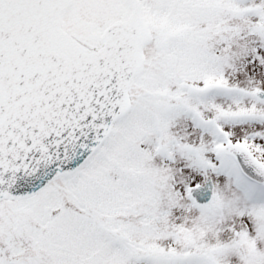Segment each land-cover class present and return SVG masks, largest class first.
Returning a JSON list of instances; mask_svg holds the SVG:
<instances>
[{
  "label": "snow or ice",
  "instance_id": "1",
  "mask_svg": "<svg viewBox=\"0 0 264 264\" xmlns=\"http://www.w3.org/2000/svg\"><path fill=\"white\" fill-rule=\"evenodd\" d=\"M0 264H264V0H0Z\"/></svg>",
  "mask_w": 264,
  "mask_h": 264
}]
</instances>
